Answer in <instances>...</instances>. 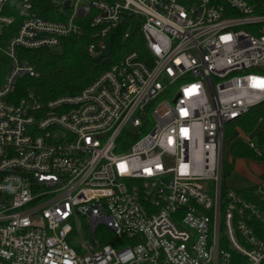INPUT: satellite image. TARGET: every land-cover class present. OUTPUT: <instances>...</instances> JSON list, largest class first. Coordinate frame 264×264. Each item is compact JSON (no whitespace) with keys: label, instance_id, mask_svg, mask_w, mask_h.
<instances>
[{"label":"built area","instance_id":"built-area-1","mask_svg":"<svg viewBox=\"0 0 264 264\" xmlns=\"http://www.w3.org/2000/svg\"><path fill=\"white\" fill-rule=\"evenodd\" d=\"M126 19L145 56L20 94L30 51L91 28L104 54ZM263 101L248 0H0V264H264V205L222 173L226 124Z\"/></svg>","mask_w":264,"mask_h":264},{"label":"trees","instance_id":"trees-1","mask_svg":"<svg viewBox=\"0 0 264 264\" xmlns=\"http://www.w3.org/2000/svg\"><path fill=\"white\" fill-rule=\"evenodd\" d=\"M257 12H264V0H248ZM133 20L126 19L110 36L109 48L104 54H94L89 45L93 41L94 31L87 29L82 36H68L63 39L60 51L40 49L30 51L28 58L40 71L39 77H25L20 94L28 91L43 98L76 93L104 72L111 64L119 60L126 52L137 49L142 56L147 54L145 40L140 32V27H132L130 36L125 37L126 31ZM264 119V101L252 107L248 112L229 121L225 127V139L230 138L237 128L246 132L253 131L259 121ZM256 142L264 145V134H259ZM235 156L242 155L258 159L255 152L245 143L235 142L231 146ZM223 183L233 175L234 167L227 161L222 163ZM258 186L247 187L244 191L264 205L258 194ZM112 241V240H111Z\"/></svg>","mask_w":264,"mask_h":264},{"label":"rangeland","instance_id":"rangeland-1","mask_svg":"<svg viewBox=\"0 0 264 264\" xmlns=\"http://www.w3.org/2000/svg\"><path fill=\"white\" fill-rule=\"evenodd\" d=\"M60 50V49H58ZM150 118V124L148 129L144 131L147 132L150 130L151 126L154 124V119L149 115ZM235 131L236 133V140L235 142L239 141L242 143H246L247 139H256L258 138L259 134H264V119H261L257 125V127L251 131L246 132L242 130L241 128H237ZM235 135V134H234ZM253 136V137H252ZM230 140H226L225 146L223 149V157L228 158V156H231L230 154ZM262 151L264 152V145L261 146ZM232 160L234 162V165L237 168V173L229 176L226 179V185L227 187H231L233 189H236L238 191L244 192L247 187L252 185V183H255L257 180L261 181L259 182L260 185H263L264 187V156L262 158L258 159H245L243 157H233ZM252 186H258L259 185H252ZM260 189V188H259ZM258 189V191H259ZM264 190V188H262Z\"/></svg>","mask_w":264,"mask_h":264},{"label":"crops","instance_id":"crops-1","mask_svg":"<svg viewBox=\"0 0 264 264\" xmlns=\"http://www.w3.org/2000/svg\"><path fill=\"white\" fill-rule=\"evenodd\" d=\"M236 133H237V131H235L234 132V134L230 137V138H228V139H225V142H226V140H230L231 141V143H230V147H229V150H230V154H231V156H228V158H224L223 157V150H222V163H223V161L225 160V161H227L228 163H230L233 167H234V173L233 174H236L237 173V168H236V166L234 165V162H233V160H232V156L233 157H238V156H240V157H243V158H245V159H251V160H256V158H251V157H244V156H242V155H237V156H235L234 154H232V152H231V146H232V144L233 143H235V140H236ZM253 137V136H252ZM224 146H225V143H224ZM223 149H224V147H223ZM259 182H261V181H256L255 183H252V185H259V187L260 188H264L263 187V185H260V183ZM252 185H250V186H252ZM249 186V187H250Z\"/></svg>","mask_w":264,"mask_h":264},{"label":"water","instance_id":"water-1","mask_svg":"<svg viewBox=\"0 0 264 264\" xmlns=\"http://www.w3.org/2000/svg\"><path fill=\"white\" fill-rule=\"evenodd\" d=\"M67 4H68V2H67Z\"/></svg>","mask_w":264,"mask_h":264}]
</instances>
